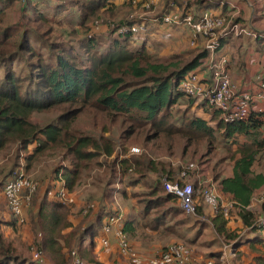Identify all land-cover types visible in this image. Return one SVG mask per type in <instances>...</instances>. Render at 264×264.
I'll return each instance as SVG.
<instances>
[{"label": "trees", "instance_id": "trees-1", "mask_svg": "<svg viewBox=\"0 0 264 264\" xmlns=\"http://www.w3.org/2000/svg\"><path fill=\"white\" fill-rule=\"evenodd\" d=\"M13 1L21 4L22 21L25 22L3 26L6 11L2 3L11 5ZM131 1L126 0V4L130 5ZM168 1L174 0H166V3ZM241 1L255 3V0ZM0 2V154L16 145L19 151L29 150L27 169L47 155H59L68 162L62 170L61 167L54 169L50 187L45 183L40 187L38 184L36 191H41V196L35 202L36 191L32 193L29 206L24 209L23 216L35 237V247L49 264H71L72 252L83 263L100 264L101 254L109 250L98 245L99 240L96 241L102 234L103 218L107 215L101 208L96 212L88 210L90 213L87 212L81 222L74 224L69 216L71 208L62 205L53 196L60 181L64 182L68 192L74 193L84 174L95 166L98 157H111L114 153L111 141L71 132L74 119L89 109L106 114L112 121L124 117L123 123L128 122L122 133L125 140L146 131V144L171 152L178 142L182 145L184 158L198 160L199 166H206L204 170L211 175L219 194L228 197L239 210L237 213L244 229L241 233L228 231L227 220L218 211L211 218L214 232L233 245L235 257L247 255L251 256L250 264H264V229L257 222L256 210L248 209L256 192L264 186V173L257 172L259 158L264 152V115L252 114L244 121L228 123L207 100L196 104L195 98L177 90L179 82L189 74H199L210 81L213 69L211 63H207L209 56L202 39H198L196 45L187 51L188 55L171 54L159 58L146 47L144 33L136 37L130 34L116 37L113 30L101 46L99 38L83 37V33H90L89 23L94 20L111 19L115 11L113 3L109 0H73L71 6L78 12V19L68 36L73 38L74 44L58 42V35L51 36L57 23L48 10L55 9L61 13L62 10L58 11L59 4L47 9L32 4V0ZM195 6L197 13L211 9L215 15H226L231 11L228 3L207 0H197ZM139 22L128 20L124 25ZM63 33L67 34L66 31ZM229 38L220 41L216 57L220 56L219 52ZM255 42L257 50L254 54L256 59L258 57V66L264 60V37H256ZM101 48L103 50L99 51ZM187 56L191 58L188 60ZM18 58L26 65V74L22 76L13 68ZM240 65L244 73V61ZM238 68L241 69L240 66ZM239 69L232 68L230 73L236 74L237 78L231 77L232 81L243 90L248 77L240 80ZM177 106L186 107L179 124H176L172 113ZM194 107L193 112L200 111L201 114L190 113ZM54 110L59 112L56 119L42 127L29 119L34 113ZM120 166L125 175L133 174L129 178V186L135 188L139 185L147 190L134 196L144 231L151 235H174L182 239L183 228L191 219L184 216L175 198L164 190L161 176L149 178L150 174L161 173L166 179L177 181L178 177L174 178L172 169L144 156L124 159ZM228 168L230 173L226 174ZM15 174L13 172L8 176ZM193 186L197 215L203 216L206 208L196 193V185ZM32 200L34 205L30 208ZM5 208L8 211L6 203ZM11 216L12 221L0 219V264H33L27 252L15 247L3 232L6 226L26 223V220L20 223ZM123 219V232L130 240L136 234V222ZM194 225L196 233L186 240L190 244L210 226L200 221H194ZM166 248H161V251ZM221 254L210 253L202 264L209 261L221 264Z\"/></svg>", "mask_w": 264, "mask_h": 264}, {"label": "rangeland", "instance_id": "rangeland-1", "mask_svg": "<svg viewBox=\"0 0 264 264\" xmlns=\"http://www.w3.org/2000/svg\"><path fill=\"white\" fill-rule=\"evenodd\" d=\"M72 1L73 0H32V4H36V6L41 8L47 7V9L49 7H53L59 4L58 11L62 10L61 13H57V10L55 11V9L48 10L50 14H53L54 21L57 23V26L53 27L54 31L52 32L51 36L58 35V42L66 41L71 44H74L73 38L68 36L69 30H71L70 28H73V26L75 27V22L78 19V12H76L75 8L71 6ZM207 1L217 3H228V7L231 11H229L226 15L220 16H227L231 22H240L239 24L244 30V32L239 36H229L230 38L227 40L228 42L226 43L225 47L219 52V55L231 58L229 72L230 69H239L238 67L240 66L241 69L239 70L242 73V67L240 64L245 60L246 56L250 55V53H256V51H254L255 49L257 50V44L255 42L256 35L259 33L264 35V33L262 32L263 29H261L264 26V1L257 0L255 1L254 5H252V3L248 1ZM13 2L14 3H12L11 5H7L5 3L0 2V8L2 9V3L4 4V9L6 11L3 26H11L12 24H22L25 22L22 21L23 11L21 10V4L15 3V1ZM112 3L115 7L113 17L111 19L99 18L89 23L91 31L87 34L83 33V37H86V35L96 36L97 38H99L101 46H103L107 42L106 39L110 35V31L115 30L118 26L124 25V23L128 21L129 17L133 16V18L136 19L138 22L142 21L146 24L145 33L142 32V34L144 33V35L146 36V42L148 41L150 46H152L151 53L157 56L158 58L165 57V54H161V52L166 47H172V52L178 53L179 51L180 54H187V51H189L190 48H193L190 45V32L187 28L174 26L168 27L160 24L159 22L152 24L151 22H149L150 20H152V18L155 17L156 14L160 15L163 12L168 13L170 11H175V9L171 8L170 6V3L172 2L168 1L166 3V0H160L156 5H154L153 8H151L150 11H144L139 7L133 6L132 2L130 5H128L126 4V0H113ZM123 5L124 8L121 9ZM195 5L193 10L196 15H199L201 12H196ZM209 11H211V9ZM140 16H143V20L139 19ZM237 18H241L242 20L240 19L241 21L237 22ZM96 21L99 22V25L97 26L95 25ZM259 21L261 26L260 28L258 27ZM110 24H113L115 27L110 28ZM163 29L165 30L162 32ZM64 31H66L67 34L63 33ZM160 32H162V34H160ZM80 35L82 34L80 33ZM185 35L189 36L184 39L181 38V36ZM173 36H177V38ZM162 37H164L165 39H161ZM34 44L37 45L35 41ZM244 46L246 47L243 49ZM247 48L252 50H248ZM102 50L103 48L99 49V51ZM187 58L189 60L191 56H187ZM208 61L210 60H207V63ZM25 67L26 65L23 64L19 58L15 60V63L13 64V68H15L16 72L20 76L26 74ZM231 73L230 75L232 76L234 72L231 71ZM1 76L2 71L0 72V77ZM185 109L186 107L184 106H177L173 109L172 113L175 116L176 124L180 123L182 114L185 112ZM194 109L195 107L192 108L190 113H192ZM193 113H195L196 115L201 114L200 111ZM58 114L59 112L57 110L45 113H34L30 116L29 119L36 126L42 127L45 124L54 121ZM123 118L124 117L120 116L117 117L116 120L112 121L110 117L106 114H101L94 111L93 109H89L82 111L74 119L71 126L72 133L76 135L89 136L98 140L100 138H103L108 141H111L114 146V153L111 157L100 155V157H98L97 159V163L95 164V166L90 171L84 174L80 186L77 187L74 192L75 204L70 207L72 211L69 215L71 221L74 224H76L77 222H81L83 220L82 217H85L82 215L81 212L82 209L86 206H92V208L89 209L90 212H96L99 208H101L102 211L107 214L103 218V221L113 215L123 213V217L125 218V220H135L136 222V234L133 236V238H130L132 242L130 243L139 253L144 256L152 255L153 253L160 252L161 248L163 247H168L171 244L179 242L190 247V264H202L204 260L208 259V255L210 253L223 252L229 246H232L231 243L225 242L224 239L208 230H205L200 233L196 238V241L193 242V244L187 243L186 240L191 239L197 231V228L194 225V220L192 219L189 223L184 226V237L182 239L177 238L174 235L165 236L163 234L155 233L151 235L150 233L148 234L146 233V231H144L142 226L143 223L142 221L140 222V217L138 216L139 206L137 205V198H135L134 196L136 194L147 192V190L143 186L138 185L134 188L128 185L129 178L133 174L129 173L125 175L122 172V168L120 166V162L122 160L131 157L136 158L144 156L153 162H162L164 164H167L172 169L174 173V178L178 177L181 165L194 163L198 166L199 174H190L189 181L196 185V193L198 192L197 189L199 188L198 180L202 177V174H204L205 177L208 173L203 169L204 167L206 168V166H203V168L199 166L198 160H191L188 157L184 158L182 156V145L178 144V142H176V146L171 152H166L153 148L150 144H146L144 142L146 131L125 140L122 136V133L126 129V124H128V122L124 124ZM149 134L150 133H147V135ZM131 147L139 148L140 150H142V153L135 155L130 154L129 150ZM18 149L19 148L16 145L10 148L7 152L0 154V181L2 184L0 187V219L4 222L12 221L13 218L5 208V201L1 195V191L5 183L17 175L15 174V172H19V170L22 168L27 175L31 176L33 180L38 182L39 187L40 184L42 186L43 183L48 184V187H50L49 184H52V179L54 178V169H56L57 167H61L62 170L64 167L68 166V162L65 159H62L61 156L47 155L33 162L34 164H32L31 168L27 169L26 156L30 151H19ZM258 167L259 168H257V172L264 173V152L259 158ZM13 172L15 176H8L10 173ZM227 173H230L229 168L226 171V174ZM158 176H161L162 180L165 178V176L163 177L161 173L150 174L149 178L156 179L158 178ZM208 176L211 175L208 174ZM40 192L41 191H39L38 193V191H36V194L33 197V200H35V202L37 201V199H39L38 196H41ZM33 200V204L31 203L30 208L32 207V205H34ZM135 202L137 204H135ZM29 210H27V213H29ZM252 210H256L255 217L257 219V222L261 221L264 217V189L258 190L254 195ZM237 226L240 225L236 223L235 220L232 221L229 224L230 231H244V229H241ZM186 229H188L187 232ZM3 232L8 238V240L14 243L15 247H18L19 250L27 252L33 264H49L43 256L42 252L35 247V237L32 235L27 220L26 223L20 226L15 225L14 227H4ZM143 234L146 235L142 237ZM148 245H150L152 248L149 249L147 247ZM33 251H40L41 257L37 260H34ZM114 255L118 257L120 261V263L116 264H124L123 262L125 261L122 259L121 256H118L116 254ZM250 257L244 255L241 258H237L236 256L235 259H233V263L250 264Z\"/></svg>", "mask_w": 264, "mask_h": 264}, {"label": "built area", "instance_id": "built-area-1", "mask_svg": "<svg viewBox=\"0 0 264 264\" xmlns=\"http://www.w3.org/2000/svg\"><path fill=\"white\" fill-rule=\"evenodd\" d=\"M23 1V0H19ZM158 0H133L132 5L139 7L144 11H150L156 5ZM197 0H174L170 3L175 11L161 13L154 19L165 26L185 27L190 32V45L195 46L198 39H202L205 51L208 53L209 62L212 65L210 81L204 80L199 74H189L185 79L179 82L177 90L182 94L195 98L196 104L207 100L208 103L221 112L222 119L225 122L233 123L235 121H244L252 114L264 115V60L258 64L254 80L257 89L254 93L240 91L237 84L232 81L229 67L231 60L227 56L220 55L216 57V51L220 47V41L229 36H239L244 30L239 23L231 22L227 16L215 15L206 10L196 15L193 8ZM139 19L143 20V16ZM130 22L137 21L130 16ZM95 25H99L96 21ZM110 24V28H114ZM145 25L142 21L129 25H121L115 29V35L123 36L130 34L132 37L145 33ZM217 32V34H216ZM91 37V35H88ZM256 37H264L263 34H257ZM129 153L132 155L141 154L142 150L137 147H131ZM203 168V166H202ZM204 169V168H203ZM198 166L194 163L181 165L177 181H171L166 178L162 180L164 190L172 195L186 217H195L197 215V201L194 199V186L189 180L190 174L198 175ZM17 175L6 182L3 187L2 195L8 207L10 215H13L20 223L25 221L24 209L29 206L32 193L38 188V182L33 180L21 168ZM198 180L199 188L197 194L201 197L203 205L207 206L215 214L220 211L224 218H228L231 211L235 209L234 202L226 201L218 192L217 186L211 176L201 175ZM54 198L64 206L71 207L75 204V193L68 192L64 182L60 181L59 187L53 194ZM254 197L252 198V200ZM92 206H86L82 209V215H86ZM123 213L107 218L102 226V234L99 238V244L102 248L110 247V238L116 239L119 255L125 259L128 264H190V247L183 243H174L169 245L166 250L144 256L139 253L130 243L127 235L123 232ZM264 229V217L258 222ZM71 264H84L75 252L71 253ZM41 257L40 251H33V259ZM235 249L229 246L220 257L221 264H235ZM207 264H212L210 261Z\"/></svg>", "mask_w": 264, "mask_h": 264}, {"label": "crops", "instance_id": "crops-1", "mask_svg": "<svg viewBox=\"0 0 264 264\" xmlns=\"http://www.w3.org/2000/svg\"><path fill=\"white\" fill-rule=\"evenodd\" d=\"M110 2H112L113 0H109ZM133 1V0H132ZM131 1V2H132ZM160 0H158L159 2ZM231 2H237V1H241V0H229ZM257 1V0H255ZM260 1H264V0H260ZM157 2V3H158ZM169 2H172V1H169ZM157 17H159V15H155L154 18H152V20H150L149 22L152 23H156V21L154 19H156ZM257 23V21H256ZM144 25H146L144 23ZM258 27L260 28V21L258 22ZM147 28V27H146ZM161 28V27H160ZM183 28V27H181ZM185 28V27H184ZM263 29L262 32L264 33V26L261 28ZM160 30V29H159ZM165 29L162 30V32L164 31ZM261 31V30H260ZM162 32H160V34H162ZM164 34V33H163ZM189 35H185V36H181V38H187ZM146 37V36H145ZM175 38H177V36H173ZM161 39H165L164 37H162ZM155 40V39H154ZM146 47L148 48V50L151 52V49H152V46H150L149 42L147 41L146 42ZM246 46L243 47V49L245 48ZM173 48L172 47H166L162 50L161 54H165V57L167 56H170L171 54H180V52L178 51V53L176 52H172ZM248 49V48H247ZM248 50H252V49H248ZM161 51V50H160ZM256 54H252L250 53V56H246L245 60H244V63H245V69H244V73L240 72V80L242 79H245L246 77H248V81L244 84L243 86V90H241L240 88V91L242 92H251V93H254L257 89V86H256V82L254 80V75L256 74ZM256 66V67H255ZM201 76V75H200ZM232 78H237L236 74L233 73V75L231 76ZM227 176H231V174H228ZM261 189H264V186L261 188ZM260 190V189H259ZM221 197L223 199H225L226 201H230V199H228V197L226 196H222ZM252 204H253V200L251 201V204L250 206L248 207L249 210L252 209ZM206 209H204V213H203V216L202 215H196L195 217H188L194 221H200V222H204V223H207L209 224L210 226L206 229H204L203 231L205 230H208V231H211L213 232L215 235L216 233L214 232L213 228H212V224H211V218L213 217V213L210 211V209L205 206ZM239 210L238 209H234L233 211L230 212L229 214V217L228 218H225L227 220V223H226V228L228 231H230L229 229V224L232 222V221H236V223H238L240 226H237L241 229H243V226L241 224V220L238 216V213ZM104 222V221H103ZM233 231H236V230H233ZM237 233H241L242 231H236ZM147 233V232H146ZM263 234V237H264V232H262ZM99 239H97L96 241L98 242ZM98 245H99V242H98ZM233 246V245H232ZM149 249L152 248L150 245L147 246ZM109 250L105 253V254H101L100 256V259H99V262L100 264H116V263H120L118 257H116L114 254L119 255L118 253V250H117V243H116V239H114V237L112 236L110 238V247L108 248ZM120 258V257H119ZM123 259V258H122ZM125 262H123L124 264H128L127 261L125 259H123Z\"/></svg>", "mask_w": 264, "mask_h": 264}]
</instances>
